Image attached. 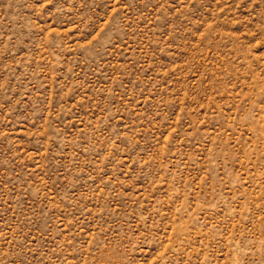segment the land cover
Listing matches in <instances>:
<instances>
[{
	"label": "rangeland",
	"instance_id": "obj_1",
	"mask_svg": "<svg viewBox=\"0 0 264 264\" xmlns=\"http://www.w3.org/2000/svg\"><path fill=\"white\" fill-rule=\"evenodd\" d=\"M0 264H264V0H0Z\"/></svg>",
	"mask_w": 264,
	"mask_h": 264
}]
</instances>
